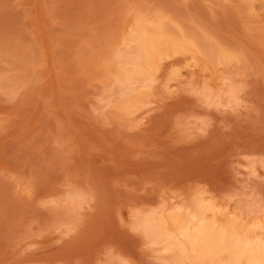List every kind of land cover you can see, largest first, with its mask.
Segmentation results:
<instances>
[{
  "label": "rangeland",
  "instance_id": "1",
  "mask_svg": "<svg viewBox=\"0 0 264 264\" xmlns=\"http://www.w3.org/2000/svg\"><path fill=\"white\" fill-rule=\"evenodd\" d=\"M155 19L192 46L131 87ZM201 201L264 235V0H0V264H177Z\"/></svg>",
  "mask_w": 264,
  "mask_h": 264
},
{
  "label": "bare ground",
  "instance_id": "2",
  "mask_svg": "<svg viewBox=\"0 0 264 264\" xmlns=\"http://www.w3.org/2000/svg\"><path fill=\"white\" fill-rule=\"evenodd\" d=\"M137 17L139 18V16ZM135 19L137 18L135 17ZM139 20L141 21V19ZM150 21H154L153 18ZM141 22L135 23V27H132L133 29L129 34L131 36H128L133 42L132 45L129 44L131 47L125 46L124 52L123 48H120L122 52L120 51L121 54L116 59L117 62L119 60L117 64L121 69L119 70L122 74L121 81L127 85L134 84L137 80H143L145 77L149 78L147 71L154 69L155 60L162 58L164 54L192 46L190 40L170 37L169 35L172 34L173 30L169 28L172 31L169 34L166 30L168 29L167 25H162L164 23L162 21L160 23V20L159 22L157 20L151 22L152 24L149 23L150 27L145 22ZM220 51L217 52L220 58L228 59L230 57L229 53L228 56L226 52ZM118 66L116 69H119ZM119 71L117 70L118 76L120 75ZM148 78L147 80H149ZM206 203L199 202L195 211L186 212L180 219L173 217L172 231L165 228L162 221L153 222L155 228L153 227L152 230L156 231L157 236L166 238L173 248L174 254H180V259L175 257L174 261H179L180 264L190 262L194 264L203 262L205 264L204 261H210L213 264H264V235H249L247 228H240L236 224L238 220L236 222L234 218L227 221L225 219L224 224L207 219L206 211L211 209L212 205L208 204L210 202Z\"/></svg>",
  "mask_w": 264,
  "mask_h": 264
}]
</instances>
